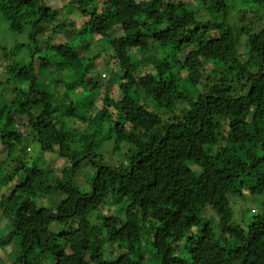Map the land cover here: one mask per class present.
<instances>
[{
	"label": "trees",
	"instance_id": "trees-1",
	"mask_svg": "<svg viewBox=\"0 0 264 264\" xmlns=\"http://www.w3.org/2000/svg\"><path fill=\"white\" fill-rule=\"evenodd\" d=\"M260 11L0 0V264H264Z\"/></svg>",
	"mask_w": 264,
	"mask_h": 264
},
{
	"label": "rangeland",
	"instance_id": "rangeland-1",
	"mask_svg": "<svg viewBox=\"0 0 264 264\" xmlns=\"http://www.w3.org/2000/svg\"><path fill=\"white\" fill-rule=\"evenodd\" d=\"M43 3L48 6L49 8H59L61 6H64V4L68 1V0H42ZM188 8L194 12L201 10V6L198 4H193V3H189ZM264 11H260L257 13L256 19L260 21L257 22V25L259 28H262L264 26V20L262 21L261 24V17L263 15ZM259 17V19L257 18ZM116 35H111L110 38H113ZM63 39V35H59L57 38H55L53 40V44H59L60 42H62ZM242 44H244V41L242 42ZM107 45H105L106 47ZM7 54H9L10 52H6ZM240 53H242V51H240ZM1 57V56H0ZM204 59L202 56H199V58ZM1 62V61H0ZM110 72V71H108ZM108 72H102V76H104L105 79H108L111 77V73ZM97 105L100 107L101 104L97 103ZM171 119V118H170ZM31 148H27V151H30ZM5 149L0 147V159L2 158L3 154H4ZM124 153H126V151H123L122 153H120L119 155H110V156H106V160L107 162H109V164H111L113 167L117 168L120 164L125 165V161H124ZM48 164H54L57 167V171L58 173L60 172L61 169V165L58 162H47ZM84 173H80V175L76 178V181L79 182L80 186L84 188V190L87 188V185L85 184L84 181ZM13 185V184H12ZM252 208V207H251ZM253 209V208H252ZM209 214H211V212H208ZM5 224L0 223V232L3 233L5 230ZM2 242L0 243V260H5L8 261L9 257L15 252L13 251V248L11 247L10 243H9V237L7 236V234H2ZM189 248L188 244H183L181 247V253L185 254L187 249ZM119 253V250H113L112 251V256H116Z\"/></svg>",
	"mask_w": 264,
	"mask_h": 264
}]
</instances>
